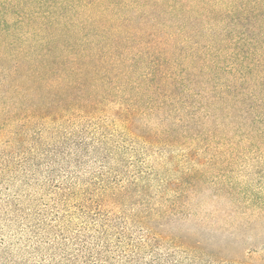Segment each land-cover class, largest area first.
<instances>
[{
  "label": "trees",
  "instance_id": "16d2710c",
  "mask_svg": "<svg viewBox=\"0 0 264 264\" xmlns=\"http://www.w3.org/2000/svg\"><path fill=\"white\" fill-rule=\"evenodd\" d=\"M246 159L264 0H0V264H264Z\"/></svg>",
  "mask_w": 264,
  "mask_h": 264
},
{
  "label": "rangeland",
  "instance_id": "374dc122",
  "mask_svg": "<svg viewBox=\"0 0 264 264\" xmlns=\"http://www.w3.org/2000/svg\"><path fill=\"white\" fill-rule=\"evenodd\" d=\"M255 161H252V159H246L241 162H235L233 163L229 168L231 172H223L221 176H214L212 178H215L216 182L215 185H220L223 183L222 180L226 181L227 183L234 184L239 182L240 190L243 193L255 196V195H262L264 196V178H263V170L264 165L257 166ZM218 187V186H217ZM215 186H207L205 185L198 193V195L193 198V204L192 207H198V201H200L201 206H210L214 209L221 208L222 210H227V206H225L224 197L220 198H211V195L214 192ZM235 188L237 186L235 185ZM224 196V195H222ZM211 200H214L213 202ZM219 200V201H216ZM256 216V215H254ZM222 222V221H221ZM256 227L252 229L251 234L253 240L257 241H264V226L255 224ZM257 234V235H256ZM255 236V237H254ZM247 238V237H246ZM249 238V237H248ZM251 241L250 238L248 242Z\"/></svg>",
  "mask_w": 264,
  "mask_h": 264
}]
</instances>
